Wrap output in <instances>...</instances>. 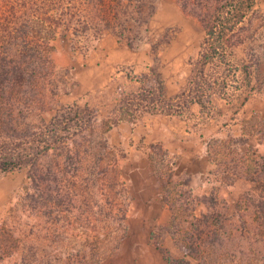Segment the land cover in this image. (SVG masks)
Masks as SVG:
<instances>
[{
  "label": "rangeland",
  "instance_id": "rangeland-1",
  "mask_svg": "<svg viewBox=\"0 0 264 264\" xmlns=\"http://www.w3.org/2000/svg\"><path fill=\"white\" fill-rule=\"evenodd\" d=\"M16 1L24 2L13 0L12 6ZM5 4L0 0L1 6ZM50 11L54 15L55 11ZM35 17L29 14L28 19L32 21ZM247 23L251 26L243 34L250 35L246 42L225 48V60L216 61L206 69L209 76L227 81L226 86L208 92L206 110L189 104L180 115L132 112L133 123L124 119L118 108L126 96L154 86L145 78L151 68L156 67L166 98L185 91L205 35L197 20L183 13L176 0H158L146 26V42L140 48H128L107 31L96 37L72 38L60 29L53 36L50 34L49 58L56 79L60 78L59 84L66 85L67 90L56 97L52 110L43 119L49 121L56 111L79 106L89 108L100 120L113 125L105 136L113 157L106 161L111 163L112 171L104 180L110 187H117L114 175L118 174L120 187L125 189L118 197L126 214L123 226L126 230L113 257L101 264H168L167 259L174 264L178 261L197 264L181 246L188 243L190 230L197 236L204 227L207 230L217 227L215 217L225 223L223 229L215 228L218 231L214 229L207 234L218 236L222 248L215 247L212 253L209 246L201 247L204 260L209 263L215 259L217 264L216 251L219 258H226L223 264H264V229L256 215L262 192L253 191L254 185L247 177L248 170L249 176H254L264 167V0L254 1L244 27ZM156 41L163 43L154 58L149 43ZM254 56L258 58L257 72ZM243 65L251 66L249 76L244 73ZM212 140H230L231 144L240 145H231L230 149L215 145L209 157L206 148ZM111 161H115L114 165ZM163 166L176 171L171 182L176 184L173 190L182 201H194L188 205L189 210L182 205L176 216L167 200L164 201L165 192L158 183L159 176L162 182L166 179ZM27 177L24 168L0 175V226L9 209L25 195ZM81 204V200L75 203L80 210ZM204 208L210 216L199 225L197 220L202 210L206 212ZM201 237L207 238L206 234ZM81 241L76 238L67 244H81ZM31 248L38 253L32 256L31 264H49L52 255L44 253L43 244L34 238L27 240L25 249L21 243L15 251L24 257L32 253ZM67 250L62 247L58 252L65 254ZM252 253L259 258L250 257ZM63 257L67 261V256ZM64 260L58 264H66ZM21 261L12 256L0 264Z\"/></svg>",
  "mask_w": 264,
  "mask_h": 264
},
{
  "label": "trees",
  "instance_id": "trees-1",
  "mask_svg": "<svg viewBox=\"0 0 264 264\" xmlns=\"http://www.w3.org/2000/svg\"><path fill=\"white\" fill-rule=\"evenodd\" d=\"M12 1L4 0L7 4L0 5V175L24 168L29 184L25 195L9 209L0 226V263L17 256L22 259L19 264H31L32 256L38 255L37 249L31 248L32 253L24 257L15 250L21 243L25 249L27 240L34 238L43 244L44 253L52 255L49 264L62 262L64 255L66 264H101L113 257L126 230L123 228L126 214L118 197L125 189L120 187L118 174L114 175L117 187H110L104 180L112 171L111 163L106 161L113 157L105 136L113 125L108 120H100L89 108L79 106L60 109L49 121L43 119V115L52 110L56 97L67 90L66 85L59 84L60 78L56 79L49 58L50 34L53 36L60 29L70 33L72 38L96 37L107 31L128 48H140L146 42L144 33L158 0H23L22 3L16 1L15 6ZM254 1L176 0L182 12L194 17L205 33L198 58L192 63L187 87L180 95L166 98L164 84L153 67L145 78L154 86L122 99L118 108L120 115L133 123L132 112L180 115L189 104L206 110L208 92L227 85L226 80L206 74V69L216 61L225 60V48L246 42L250 35L243 34L251 24L247 23L248 27L243 24ZM50 9L55 11L54 15ZM29 14L36 17L30 21ZM163 42L149 43L154 58ZM253 60L257 72L258 58L254 56ZM250 68L242 66L248 76ZM215 145L230 149L231 145L240 144L212 140L206 148L209 157ZM111 162L114 165L115 161ZM167 168L163 166L166 179L162 182L159 176L158 183L165 192L164 201L167 200L176 216V211L183 206L189 210L188 205L194 201H182L173 190L176 184L171 182L176 171ZM259 172V175L249 176L248 170L247 177L254 185L253 191L262 192L256 215L264 229L263 166ZM80 200L81 210L75 205ZM204 209L206 212L202 210L197 220L199 225L210 216L207 208ZM85 217L88 219L83 220ZM214 220L218 224L215 228L222 230L225 223L217 217ZM113 226L115 229L107 232ZM214 229L204 227L197 236L190 230L188 243L181 246L197 264H215V259H210L209 263L205 259V262L199 251L205 246H209L211 252L215 247L222 248L218 236L207 234ZM203 234L206 239L201 237ZM76 238L82 243L67 244ZM62 247L68 248L65 254L58 252ZM214 254L217 264L226 262L216 251ZM252 254L250 257L259 258L256 253ZM167 260L168 264H174L173 260Z\"/></svg>",
  "mask_w": 264,
  "mask_h": 264
}]
</instances>
